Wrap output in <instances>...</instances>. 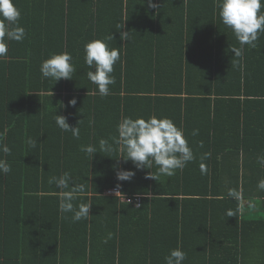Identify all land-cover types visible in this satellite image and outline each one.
Masks as SVG:
<instances>
[{
  "label": "trees",
  "instance_id": "16d2710c",
  "mask_svg": "<svg viewBox=\"0 0 264 264\" xmlns=\"http://www.w3.org/2000/svg\"><path fill=\"white\" fill-rule=\"evenodd\" d=\"M13 3L25 38L7 41L0 57V133L6 130L11 149L0 152L11 167L0 174V264H164L178 247L184 264H264V191L257 189L264 179L257 160L264 155V33L237 58L231 49L240 45L216 0H153L156 8L148 0ZM111 34L108 47L119 48L120 60L110 94L101 97L87 78L83 48ZM63 52L73 57L72 79H42L41 63ZM57 114L79 126V139L56 126ZM151 115L182 127L195 156L157 180L150 178L155 165L137 169L118 150L99 153L101 138L118 136L122 116ZM81 145L96 147L93 159ZM118 171L135 175L119 181ZM65 172L87 185L74 199L91 203L86 220L59 211L60 190L48 181ZM229 188L240 201L228 197ZM112 189L127 200L104 195Z\"/></svg>",
  "mask_w": 264,
  "mask_h": 264
},
{
  "label": "clouds",
  "instance_id": "9594fccd",
  "mask_svg": "<svg viewBox=\"0 0 264 264\" xmlns=\"http://www.w3.org/2000/svg\"><path fill=\"white\" fill-rule=\"evenodd\" d=\"M219 9V17L224 26L234 34L240 47H233L234 57H241L244 46L256 47V41L261 33H264V0H216ZM148 7L156 8L153 0H148ZM21 18L20 10L14 5L13 0H0V57H4L8 51L7 41L20 42L25 38V29L19 25ZM119 27V26H118ZM114 39L108 35L104 39H95L84 45L83 60L89 70L88 80L96 86L98 94L106 97L110 94V85L115 84L114 65L120 60L119 48H109L107 41ZM120 39L127 41L129 33L121 32ZM94 69V71H93ZM42 79H51L55 82L72 79L76 71L73 57L63 52L52 54L50 58L44 60L40 65ZM53 94V93H52ZM70 106L75 107L77 100L73 98L69 101ZM56 126L63 132H71L73 138L79 139L80 128L71 127L67 118L62 115L54 117ZM80 123V122H79ZM199 130H194L192 135L198 134ZM6 133V130H5ZM5 133H0V152L11 155V149L3 143ZM118 136L111 137V143L107 139L99 140V153L111 154L115 151L121 153L125 161H131L137 169H151L156 166V173H150V178L157 180L160 176H174L177 169L185 168L188 163L195 159L192 148L189 146L182 127H178L169 118H158L151 115L149 118H136L122 116L117 125ZM31 148L36 147V141L29 138L26 141ZM201 147L203 145L201 144ZM80 151L88 157H94L97 153L96 147L92 145H81ZM210 153L201 156L205 160ZM258 162L264 166V155L257 157ZM202 173L206 172V165L200 164ZM11 172L10 165L0 159V174ZM135 175L132 171H118L119 181H130ZM48 183L55 184L60 190L59 211L62 214L71 213L73 222H79L89 218L91 203L74 204V199L79 194H85L87 185L76 183L70 173L65 172L59 177H52ZM120 187L119 185L117 186ZM257 189L264 191V179L257 183ZM120 194L117 191L116 195ZM228 197L240 201L241 193L236 188H229ZM254 206V205H253ZM139 207V205H137ZM237 210L226 211L228 217L236 215ZM109 239L112 234H109ZM105 243L107 240L104 241ZM187 254L179 247L170 250L164 257V264H184Z\"/></svg>",
  "mask_w": 264,
  "mask_h": 264
},
{
  "label": "built area",
  "instance_id": "2783aa9c",
  "mask_svg": "<svg viewBox=\"0 0 264 264\" xmlns=\"http://www.w3.org/2000/svg\"><path fill=\"white\" fill-rule=\"evenodd\" d=\"M117 189H112V190H109L106 192L107 195H111V196H117L116 193H117ZM120 192V191H119ZM119 197H121L122 200H127V198H124L121 196V194L118 195ZM136 208H139L137 207V205L140 206V203H141V197H135L134 200H133Z\"/></svg>",
  "mask_w": 264,
  "mask_h": 264
},
{
  "label": "crops",
  "instance_id": "0c3cea01",
  "mask_svg": "<svg viewBox=\"0 0 264 264\" xmlns=\"http://www.w3.org/2000/svg\"><path fill=\"white\" fill-rule=\"evenodd\" d=\"M106 192H107V191H106ZM106 192L104 193V195H105V196H109V195L106 194Z\"/></svg>",
  "mask_w": 264,
  "mask_h": 264
}]
</instances>
